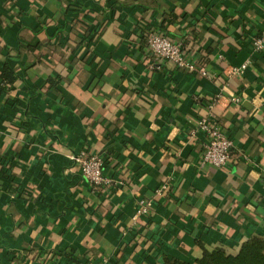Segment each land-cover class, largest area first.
<instances>
[{
    "label": "crops",
    "instance_id": "0c3cea01",
    "mask_svg": "<svg viewBox=\"0 0 264 264\" xmlns=\"http://www.w3.org/2000/svg\"><path fill=\"white\" fill-rule=\"evenodd\" d=\"M149 30L207 77L150 69L139 49ZM263 32L264 0H0V52L17 77L0 94V160L11 162L0 264H73L56 255L70 250L81 263H192L197 242L235 254L264 238V51L253 47ZM94 67L103 80L89 85ZM202 118L232 140L229 165L200 166ZM84 150L112 191L81 178L73 157ZM141 199L151 215L133 220Z\"/></svg>",
    "mask_w": 264,
    "mask_h": 264
},
{
    "label": "built area",
    "instance_id": "2783aa9c",
    "mask_svg": "<svg viewBox=\"0 0 264 264\" xmlns=\"http://www.w3.org/2000/svg\"><path fill=\"white\" fill-rule=\"evenodd\" d=\"M253 47L256 51H264V32L260 37L253 40ZM144 50L150 61V69H153V64L156 63H169L177 70L207 77L205 70L200 68L192 58L187 56L182 45L171 41L163 31L149 30L145 33ZM244 68L245 65L237 69H231L230 74L239 75ZM233 101L236 103L238 99L235 98ZM197 129L206 138L201 153L200 166L222 168L229 165L234 159L232 140L208 118L200 119L197 123ZM73 163L77 167L81 178L88 182L94 189L108 190L113 187L112 182L103 174V164L99 158L89 155L84 150L73 157ZM165 190L166 187L162 186L156 194L160 195ZM150 215V201L144 199L139 200L138 209L133 220L137 217H149Z\"/></svg>",
    "mask_w": 264,
    "mask_h": 264
},
{
    "label": "trees",
    "instance_id": "16d2710c",
    "mask_svg": "<svg viewBox=\"0 0 264 264\" xmlns=\"http://www.w3.org/2000/svg\"><path fill=\"white\" fill-rule=\"evenodd\" d=\"M173 18H176V15H173ZM65 26L62 25L60 30H58L55 34V38H58L60 41L64 38H62L63 31L65 32ZM87 40L89 42L91 39V34ZM261 35V34H260ZM168 36V35H167ZM260 37V36H258ZM257 37V38H258ZM168 38L173 41L169 36ZM67 39V36L64 38V40ZM174 42V41H173ZM144 41L141 40L140 43V51L143 53L144 51ZM204 53L208 55L209 50L208 48H205L203 50ZM0 55L3 58L2 61H0V94H9L11 90H14V84L17 81V77L15 74L14 68H11L7 62V52L5 50H1ZM6 58V59H5ZM91 65V64H90ZM155 64H153V69H156ZM91 68L90 73V79L88 81V84L90 85L93 81L95 82H101L103 79V74L101 70ZM59 79L58 78H50L46 80V83L48 85L47 90H57V87L59 86ZM13 101V99L8 98L6 103ZM235 162L238 160H234ZM6 162V165H5ZM11 165L10 161H5V159L0 160V177L3 178L6 176L9 166ZM113 188V187H112ZM111 188V191H112ZM15 192V189L12 186L8 187V193L13 194ZM20 191L19 193H21ZM103 194L102 191L99 192V195ZM153 197L156 198V193H152ZM22 195V194H21ZM152 199V198H151ZM198 246L200 248V256L196 258L192 263L182 261L176 258H168L166 256L162 257V264H264V238L260 235H252L250 238H248L246 241H244L237 252L235 254L227 253L222 248H214L212 250H206L202 243L197 242ZM57 257L61 258L63 261H70L73 264H97L96 261H86V263H81V260L75 258V254L72 250L64 253H58L56 254ZM55 255V256H56ZM39 259L40 255L37 253L36 255ZM15 259H18L15 257ZM37 259V260H38ZM19 260V259H18Z\"/></svg>",
    "mask_w": 264,
    "mask_h": 264
}]
</instances>
